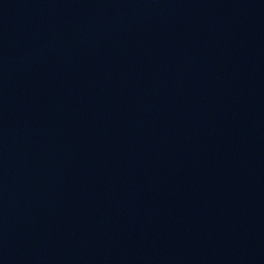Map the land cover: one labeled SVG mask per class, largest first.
<instances>
[{"label": "water", "instance_id": "1", "mask_svg": "<svg viewBox=\"0 0 264 264\" xmlns=\"http://www.w3.org/2000/svg\"><path fill=\"white\" fill-rule=\"evenodd\" d=\"M0 264H264V0H0Z\"/></svg>", "mask_w": 264, "mask_h": 264}]
</instances>
